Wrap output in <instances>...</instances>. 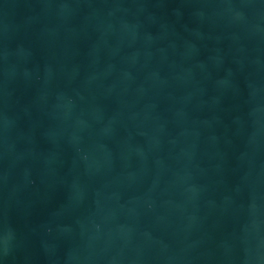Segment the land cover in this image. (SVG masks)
Here are the masks:
<instances>
[{
	"label": "water",
	"instance_id": "obj_1",
	"mask_svg": "<svg viewBox=\"0 0 264 264\" xmlns=\"http://www.w3.org/2000/svg\"><path fill=\"white\" fill-rule=\"evenodd\" d=\"M0 264H264V0H0Z\"/></svg>",
	"mask_w": 264,
	"mask_h": 264
}]
</instances>
